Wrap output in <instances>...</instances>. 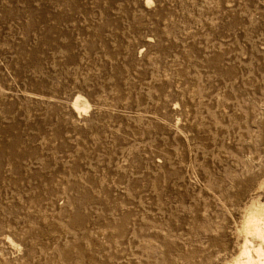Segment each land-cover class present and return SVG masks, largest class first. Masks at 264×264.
<instances>
[{"label": "rangeland", "instance_id": "1", "mask_svg": "<svg viewBox=\"0 0 264 264\" xmlns=\"http://www.w3.org/2000/svg\"><path fill=\"white\" fill-rule=\"evenodd\" d=\"M149 1L0 0V264L236 251L264 199V0Z\"/></svg>", "mask_w": 264, "mask_h": 264}, {"label": "bare ground", "instance_id": "2", "mask_svg": "<svg viewBox=\"0 0 264 264\" xmlns=\"http://www.w3.org/2000/svg\"><path fill=\"white\" fill-rule=\"evenodd\" d=\"M147 3L150 1L147 0ZM70 105L79 115L89 112L92 108L89 100L82 94H77ZM259 188H264V180ZM236 236V251L224 264H264V199L261 196L252 197L241 210Z\"/></svg>", "mask_w": 264, "mask_h": 264}]
</instances>
